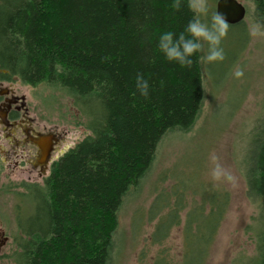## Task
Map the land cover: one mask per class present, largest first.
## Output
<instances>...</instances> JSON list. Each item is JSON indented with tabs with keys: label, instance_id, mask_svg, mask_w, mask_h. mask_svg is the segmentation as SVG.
<instances>
[{
	"label": "trees",
	"instance_id": "1",
	"mask_svg": "<svg viewBox=\"0 0 264 264\" xmlns=\"http://www.w3.org/2000/svg\"><path fill=\"white\" fill-rule=\"evenodd\" d=\"M264 20V0H249ZM187 0H0V78L57 85L87 117L91 134L66 150L42 184H24L32 212L21 226L9 264H110L117 211L151 166L168 132L187 131L203 99L201 53L190 68L167 61L157 47L163 31L183 30ZM150 84L147 97L136 75ZM245 194L257 209L254 255L264 264V127L253 136ZM159 215L154 243L181 226L180 249L162 248L149 264H205L229 202L222 190ZM160 194L154 205L165 202ZM174 199V198H172ZM154 216V215H150ZM260 221V222H259Z\"/></svg>",
	"mask_w": 264,
	"mask_h": 264
},
{
	"label": "rangeland",
	"instance_id": "2",
	"mask_svg": "<svg viewBox=\"0 0 264 264\" xmlns=\"http://www.w3.org/2000/svg\"><path fill=\"white\" fill-rule=\"evenodd\" d=\"M216 1L209 0L210 11L215 10ZM238 1L246 15L243 21L230 24L221 42L225 59L205 61L206 44L200 52L203 99L194 124L187 131L175 130L162 137L146 174L122 200L110 264H149L162 248L177 255L181 226H173L161 243L152 241L159 215L174 207L178 196L185 201L178 205L179 215H185L192 202L195 206L202 196L219 190L228 193L229 202L205 264H244L246 257L254 255L260 225L256 205L245 194L244 171L253 136L264 127V36L250 35L253 5L249 0ZM237 66L244 70L239 78L233 75ZM20 91L36 128L60 136L58 149L66 151L91 134L87 117L59 86L21 82ZM30 169L19 164L12 170L11 163L4 164L0 157V264L11 262L20 228L32 212V200L23 185L42 184L50 171L40 176ZM160 194L169 201L155 213L159 206L153 205Z\"/></svg>",
	"mask_w": 264,
	"mask_h": 264
},
{
	"label": "clouds",
	"instance_id": "3",
	"mask_svg": "<svg viewBox=\"0 0 264 264\" xmlns=\"http://www.w3.org/2000/svg\"><path fill=\"white\" fill-rule=\"evenodd\" d=\"M182 0H173V7L179 11ZM188 9L192 16L184 26L183 30L175 33L163 31L159 34L157 47L169 62H176L182 68H190L196 53L204 50L207 45L206 54L203 59L207 62H219L225 59V51L222 40L228 34L230 27L225 17L217 12L210 11L209 0H187ZM249 33L253 37L264 36V20L253 19L249 25ZM233 75L242 77L244 70L237 66ZM136 88L139 93L147 97L150 84L143 74L138 73L135 77ZM219 167L215 170L217 177L221 176Z\"/></svg>",
	"mask_w": 264,
	"mask_h": 264
},
{
	"label": "flooded vegetation",
	"instance_id": "4",
	"mask_svg": "<svg viewBox=\"0 0 264 264\" xmlns=\"http://www.w3.org/2000/svg\"><path fill=\"white\" fill-rule=\"evenodd\" d=\"M3 72L5 74L0 78V157L4 164L11 163L12 170L24 164L42 176L65 152L57 148L60 136L36 128L35 118L29 115L26 97L20 91V79ZM52 134L58 141L45 153L39 145L45 144Z\"/></svg>",
	"mask_w": 264,
	"mask_h": 264
},
{
	"label": "water",
	"instance_id": "5",
	"mask_svg": "<svg viewBox=\"0 0 264 264\" xmlns=\"http://www.w3.org/2000/svg\"><path fill=\"white\" fill-rule=\"evenodd\" d=\"M215 10L222 14L229 24H237L243 21L246 15L245 6L238 0H217L215 4ZM57 141L58 138L56 135L52 134L48 136L45 144L39 145V147L46 153L51 145Z\"/></svg>",
	"mask_w": 264,
	"mask_h": 264
},
{
	"label": "bare ground",
	"instance_id": "6",
	"mask_svg": "<svg viewBox=\"0 0 264 264\" xmlns=\"http://www.w3.org/2000/svg\"><path fill=\"white\" fill-rule=\"evenodd\" d=\"M216 4V3H215Z\"/></svg>",
	"mask_w": 264,
	"mask_h": 264
}]
</instances>
